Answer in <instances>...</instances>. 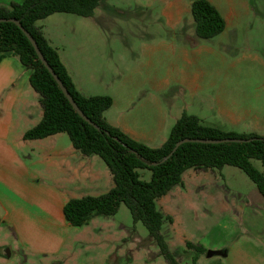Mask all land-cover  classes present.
Instances as JSON below:
<instances>
[{
    "label": "rangeland",
    "instance_id": "obj_1",
    "mask_svg": "<svg viewBox=\"0 0 264 264\" xmlns=\"http://www.w3.org/2000/svg\"><path fill=\"white\" fill-rule=\"evenodd\" d=\"M192 1L101 0L95 10L97 28L89 18L72 13H56L54 16H61L59 21H51L52 26L65 33L62 53L78 84L97 95L112 98L108 93H115L111 85L116 78L108 75L99 61L105 53L122 54L126 62L122 73L137 72L135 77L130 76L131 84L144 79L141 67L154 58L161 91L150 87L147 73L146 91H129L135 101L125 106L120 103L124 93L119 91L117 102L113 104L112 98L110 107L115 113L122 111L137 131L151 130L146 142L155 145L162 133L169 134L174 115L178 118L182 113L195 115L208 125H217L225 123L223 110H232L245 121L244 125H251L247 113L264 112V0H209L225 21L223 31L209 39L195 32ZM71 28H75L74 32ZM80 30L82 33L77 38ZM77 69L81 71L78 74ZM143 93L148 100L154 94L161 96V109L155 115L149 109L145 116L138 110L137 101ZM139 139L145 141L142 136ZM252 164L256 169L261 168L259 160L253 159ZM225 168L243 177L227 174V169H217L216 178L213 175L194 178L190 175L192 169H187L182 175L183 183L156 200L158 209L171 218L163 220L160 232L182 264H234L237 242V246L245 245L246 238L250 245L256 246L240 223L242 213L249 212L245 195L255 185L241 169L229 165ZM137 172L142 180H150L149 169L141 168ZM218 192L222 200L213 196ZM108 220L110 224L113 222L111 230L118 256L115 264H167L145 225L133 221L123 203ZM102 240L106 244V239ZM187 241L205 243L208 247L226 245L231 256L206 257L204 252L201 259L193 262L195 250L186 247ZM100 243L81 244L76 262L69 260V264L101 261ZM259 247L264 248V243ZM6 249L9 248L1 252L5 264H24L25 257L15 252L7 256Z\"/></svg>",
    "mask_w": 264,
    "mask_h": 264
},
{
    "label": "crops",
    "instance_id": "obj_2",
    "mask_svg": "<svg viewBox=\"0 0 264 264\" xmlns=\"http://www.w3.org/2000/svg\"><path fill=\"white\" fill-rule=\"evenodd\" d=\"M21 1L23 0H0V6ZM95 10L93 16L87 18L97 28L99 25ZM56 13L36 21V25L41 28L48 43L57 50L76 89L85 96L99 94L81 87L75 79L62 53L65 33L51 25V21H59L61 17L54 16ZM76 21L78 24L82 23L81 20ZM71 30L74 32L75 28ZM80 33L82 30L78 31L77 38ZM90 38L93 37L90 36ZM104 55V58L99 60L103 69L108 75L111 74L110 76L116 78L111 85L115 93H108L113 98V104L117 102L119 91L124 93L121 95L122 105L134 102L135 98L131 97L129 91L132 89L146 91L145 75L148 74L150 87L155 91H161V80L157 79L159 71L154 58L148 62L147 66L141 67L144 79L140 78L136 84H131L129 80H132L137 72L131 71L126 75L122 73L126 69L122 54L110 51ZM128 63H131L130 60ZM30 72L31 70L16 57L0 53V264H5L1 252L6 247L9 248V256L15 252L17 256L25 257L24 264H69V260L76 262L81 244L97 242H101L102 246L101 261H91L87 264H115L118 256H115L116 249L113 241L115 236L111 230L113 222L110 224L108 220L110 216H94L86 225L76 227L69 224L63 214V206L69 199L87 195L97 196L111 189L112 175L98 155L81 153L72 146L68 135L64 132L38 139L24 138V133L36 125L43 115L40 96L29 82ZM80 72L77 69V74ZM131 75H133L132 78ZM160 98L161 96L154 94L148 100L143 93L142 98L137 101L138 110H141L144 116L148 109L155 115V111L161 109ZM111 107L104 112L106 121L131 138L140 141L139 138L142 136L145 140L143 143L150 147H159L166 140L168 135L162 133L157 145L146 142L150 138L148 134L150 135L151 130L137 131L124 117L122 111L115 113ZM223 111L226 115L225 123L210 124L211 126L224 131L264 135V112L251 110L247 113L250 118L248 122L251 125H244L245 121L243 122L236 112ZM172 119L175 122L178 115H174ZM199 120L204 123L201 118ZM154 133L155 131L152 130L151 135ZM225 167L227 165L220 168V171L227 169V174L236 175L238 178L243 177L238 172ZM188 169H192L190 175L194 178L206 175L215 177V170H217L193 167ZM180 183H183L182 178ZM251 189L249 195H245L249 212L242 213L240 223L246 236L248 235L256 246L250 245L246 238L245 245L237 246V242L234 264H264V248L259 247L264 243V199L256 186ZM178 192L180 193L181 190ZM213 196L222 200V194L219 192ZM213 196L210 195V197ZM102 239H106V244H102ZM201 245L206 251L207 248L214 249L212 255H220L226 259L231 256L230 248L226 245L217 247H208L205 243ZM256 255L259 256L256 257ZM201 256L200 254L197 259H201ZM206 257L210 256L206 255Z\"/></svg>",
    "mask_w": 264,
    "mask_h": 264
},
{
    "label": "trees",
    "instance_id": "obj_3",
    "mask_svg": "<svg viewBox=\"0 0 264 264\" xmlns=\"http://www.w3.org/2000/svg\"><path fill=\"white\" fill-rule=\"evenodd\" d=\"M101 0H23L0 6V18H15L36 41L49 66L58 75L84 115L99 128L84 120L71 106L53 76L38 58L30 41L13 22H0V53L11 54L31 70L29 82L39 94L43 109L41 120L24 133L25 139L44 138L64 132L72 146L84 155H98L108 167L113 187L97 196L71 198L63 206L65 219L72 226L86 225L94 216H111L123 203L133 221H141L159 247L167 264H182L171 252L160 229L163 220H171L156 206V200L181 182L182 173L190 168L220 169L225 165L241 169L255 184L264 199V135L224 131L204 125L195 115L182 113L166 140L159 147L139 142L110 125L104 112L112 104L108 95L85 96L75 87L57 50L43 35L36 21L52 13H72L91 17ZM196 34L209 39L221 33L225 21L209 0H193L190 6ZM183 138H238L244 142H184L165 160L175 143ZM135 151V152H134ZM260 161L256 169L252 160ZM151 171L149 181L139 177L137 169ZM195 250L193 262L206 251L201 244L186 242Z\"/></svg>",
    "mask_w": 264,
    "mask_h": 264
},
{
    "label": "water",
    "instance_id": "obj_4",
    "mask_svg": "<svg viewBox=\"0 0 264 264\" xmlns=\"http://www.w3.org/2000/svg\"><path fill=\"white\" fill-rule=\"evenodd\" d=\"M4 21H10V22L15 23L23 31V33L26 35V37L30 41L31 45L33 46V48H34V50H35L38 58L40 59V61L42 62V64L47 68V70L50 72V74L53 76L54 80L56 81V83L60 87L61 91L64 93V95L68 99L69 103L74 108V110L84 120H86L90 124L94 125L98 129L99 127L97 125H95L93 122H91L84 115V113L80 110V108L77 106V104L73 100L72 96L69 94L68 90L66 89V87L64 86V84L62 83V81L60 80V78L58 77V75L54 72V70L49 66L48 62L45 60L43 54L41 53V51H40V49H39L36 41L34 40V38L32 37V35L30 34V32H28L26 29H24V27L21 25V23L19 22V20L15 19V18H0V22H4ZM244 141H247V140L246 139H238V138H183V139L178 140L175 143V145L173 146V148L171 149V151L166 156H164V158L161 161L167 159L176 150V148L180 144H182L184 142H199V143H213V144H215V143L244 142ZM6 252H7V256H9L10 252H9L8 249H6ZM213 253H214L213 250H207L206 251V255L207 256H211Z\"/></svg>",
    "mask_w": 264,
    "mask_h": 264
}]
</instances>
